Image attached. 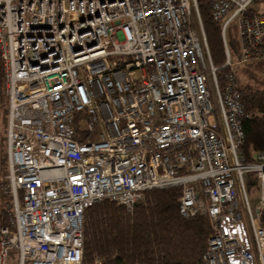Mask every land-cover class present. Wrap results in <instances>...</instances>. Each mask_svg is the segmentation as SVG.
Returning <instances> with one entry per match:
<instances>
[{
	"label": "built area",
	"instance_id": "obj_1",
	"mask_svg": "<svg viewBox=\"0 0 264 264\" xmlns=\"http://www.w3.org/2000/svg\"><path fill=\"white\" fill-rule=\"evenodd\" d=\"M251 2L207 0L220 20V80L198 0H0V190L11 211L0 264L9 252L16 264H81L87 206L107 198L130 210L172 185L180 215L208 219L202 264H264V153L240 152L236 74L264 59V11ZM232 20L237 62L224 35Z\"/></svg>",
	"mask_w": 264,
	"mask_h": 264
},
{
	"label": "trees",
	"instance_id": "obj_2",
	"mask_svg": "<svg viewBox=\"0 0 264 264\" xmlns=\"http://www.w3.org/2000/svg\"><path fill=\"white\" fill-rule=\"evenodd\" d=\"M198 5L211 61L217 66L216 75L221 80L227 68L221 66L224 52L220 20L212 19L207 0H198ZM255 8L264 11V0H252L248 9ZM225 37L233 59L239 55L233 20L226 26ZM242 71L247 82L237 84L243 105L244 139L240 152L245 159L251 160L256 152L264 153V59L247 61L242 65ZM7 109L0 60V187L7 181L4 176L7 172ZM248 183H255L250 174L246 179ZM179 194L180 186L172 185L147 189L144 200L136 202L130 210L107 198L87 206L83 212L81 264H202L209 222L201 214L180 215L177 211ZM10 214V196L0 190V225L9 222ZM260 221L264 225L263 214Z\"/></svg>",
	"mask_w": 264,
	"mask_h": 264
},
{
	"label": "rangeland",
	"instance_id": "obj_3",
	"mask_svg": "<svg viewBox=\"0 0 264 264\" xmlns=\"http://www.w3.org/2000/svg\"><path fill=\"white\" fill-rule=\"evenodd\" d=\"M255 7H258V6H255ZM255 9H257V8H255ZM237 37H238V34H237ZM225 40H226V37H225ZM233 60L237 62L238 61V56L233 57ZM244 63H246V62H244ZM244 63H242V64L241 63L236 64V66H237V68H236V74L239 77L238 83L239 82H243V83L244 82H247L246 79L242 75V72H243L242 71V65ZM263 77H264V75H263ZM209 119L212 120V117H210ZM246 189H247L248 196L250 198L251 203H254L256 201V198H257V195H258V187H257V184L256 183H253V184H249L248 183V184H246ZM144 198H145V196H144ZM144 198L142 200H139V201H143ZM18 199L19 200L21 199V191L20 190L18 191ZM5 264H16V261L14 259V254L12 252H9V254L7 255L6 260H5Z\"/></svg>",
	"mask_w": 264,
	"mask_h": 264
},
{
	"label": "flooded vegetation",
	"instance_id": "obj_4",
	"mask_svg": "<svg viewBox=\"0 0 264 264\" xmlns=\"http://www.w3.org/2000/svg\"><path fill=\"white\" fill-rule=\"evenodd\" d=\"M264 212V211H263ZM264 215V214H263Z\"/></svg>",
	"mask_w": 264,
	"mask_h": 264
},
{
	"label": "water",
	"instance_id": "obj_5",
	"mask_svg": "<svg viewBox=\"0 0 264 264\" xmlns=\"http://www.w3.org/2000/svg\"><path fill=\"white\" fill-rule=\"evenodd\" d=\"M263 214H264V212H263Z\"/></svg>",
	"mask_w": 264,
	"mask_h": 264
}]
</instances>
